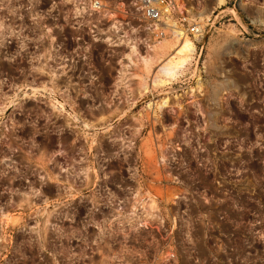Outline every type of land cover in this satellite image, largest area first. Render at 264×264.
I'll use <instances>...</instances> for the list:
<instances>
[{"label":"rangeland","instance_id":"1","mask_svg":"<svg viewBox=\"0 0 264 264\" xmlns=\"http://www.w3.org/2000/svg\"><path fill=\"white\" fill-rule=\"evenodd\" d=\"M175 1L200 35L90 63L124 94L38 92L1 29L0 264H264V0Z\"/></svg>","mask_w":264,"mask_h":264},{"label":"built area","instance_id":"2","mask_svg":"<svg viewBox=\"0 0 264 264\" xmlns=\"http://www.w3.org/2000/svg\"><path fill=\"white\" fill-rule=\"evenodd\" d=\"M50 1L51 9L42 8L43 0H33V5L26 2L24 9H5L4 14L0 11V37L5 27L6 47L26 46L24 57L38 61V76L49 79V85L35 88L42 93L124 94L128 89L122 86L121 70L113 76L120 79H111V85L91 74L90 63L97 55L115 57L119 67L123 50L133 47L136 51L143 45L147 48V43L166 36L201 34L200 24L189 19L175 0ZM124 103L121 100L116 105L124 107ZM11 172V166H0V178L9 181Z\"/></svg>","mask_w":264,"mask_h":264},{"label":"bare ground","instance_id":"3","mask_svg":"<svg viewBox=\"0 0 264 264\" xmlns=\"http://www.w3.org/2000/svg\"><path fill=\"white\" fill-rule=\"evenodd\" d=\"M132 48L133 47H131L128 50V52H130ZM194 49H195L194 44H192L191 42H189L187 40H183L181 42L179 48L175 51V54L173 56L175 61H173V62L171 61L172 64L170 63V65L167 66V70L164 68V71L165 70L167 71V73L166 72L165 73L170 75V74H173L177 69L183 67V65H185L186 62L188 61V59H189L190 55L192 54V52L194 51ZM133 53H134V51L132 50L131 54H133ZM141 61L144 64H148V60H146V59H142Z\"/></svg>","mask_w":264,"mask_h":264},{"label":"flooded vegetation","instance_id":"4","mask_svg":"<svg viewBox=\"0 0 264 264\" xmlns=\"http://www.w3.org/2000/svg\"><path fill=\"white\" fill-rule=\"evenodd\" d=\"M25 109H26V110H27V109L29 110L30 107H26ZM26 114L32 116V115H36V112H31L30 114H29V113H26ZM40 114H41V115H45V116H49L50 119H54V117H52L51 113L48 112V111H46V112H43V111H42ZM41 115H40V116H41ZM19 116H23V114L21 113V114H19ZM57 120H58V119H57ZM51 123H53V121H51ZM10 134H11V133H10ZM24 135L28 137V135H27L26 133H24ZM8 136H9V134H8ZM64 137H65V135H62V136H61V139H63ZM56 139H57V138H56ZM38 141H42V138L39 137V138H38ZM40 146H41V148L43 147L42 143H40Z\"/></svg>","mask_w":264,"mask_h":264}]
</instances>
